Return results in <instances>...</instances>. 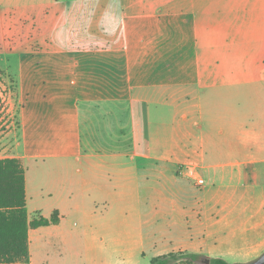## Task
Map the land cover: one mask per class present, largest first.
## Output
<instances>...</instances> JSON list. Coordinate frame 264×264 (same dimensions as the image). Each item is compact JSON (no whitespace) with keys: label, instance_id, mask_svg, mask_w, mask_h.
I'll use <instances>...</instances> for the list:
<instances>
[{"label":"crops","instance_id":"1","mask_svg":"<svg viewBox=\"0 0 264 264\" xmlns=\"http://www.w3.org/2000/svg\"><path fill=\"white\" fill-rule=\"evenodd\" d=\"M66 1L45 4L67 20L59 11ZM75 1L85 17L69 28L81 37L77 51L37 60L48 75L37 83L51 82L32 94L47 108L27 114L16 87L23 107L8 145L16 153L0 156L26 167L29 221L59 214L56 224L29 228V264H69L60 245L68 227L83 222L91 227L88 244L110 248L87 252V264H117L119 243L127 245L129 264L179 250L232 262L259 257L264 0H130L123 11L119 0ZM97 6L103 20L93 17ZM151 31L162 37L161 53L173 46L174 60L154 64L156 48L142 49L144 38L86 46L95 37ZM54 102L63 108L52 111ZM5 144L1 137L0 149ZM27 158L37 166L28 167ZM41 170L46 178L30 184L29 174Z\"/></svg>","mask_w":264,"mask_h":264},{"label":"rangeland","instance_id":"2","mask_svg":"<svg viewBox=\"0 0 264 264\" xmlns=\"http://www.w3.org/2000/svg\"><path fill=\"white\" fill-rule=\"evenodd\" d=\"M124 1L130 0H119L121 8L118 10L123 11L122 4ZM66 3V8L63 10L60 6L62 9L59 10L60 16L62 14L66 16L67 20H63L62 18H56V14L53 12L55 9H52L51 5L45 4V0H0V72L8 81H11L9 82L12 83L15 92L13 100L15 123L11 128L7 129L2 126L0 121V138L5 137L6 142L3 148L0 149V156L2 157L16 153L12 147L8 146L12 142V138L14 139V131L18 126V114L23 107L17 96L16 87H18L17 90L20 97L27 102V114L33 109L47 108L46 103L38 102L36 95L32 94L39 89L47 88L51 82V78H49L47 84L37 83L48 76L44 69L38 68L41 63L37 60H46L44 55L47 53L51 62L60 61L59 59L65 60L60 54H64V52L76 53L77 51L76 48H78L77 45H79L81 37L69 32V28L73 25L78 26L80 23H84L85 17H81L75 0H67ZM91 3L93 4L94 1H91ZM97 8H99V11L93 17L103 20L102 11L99 6ZM72 15L75 17L72 18ZM88 16V18L92 17L90 14ZM94 24L97 25V23ZM152 32L154 31H151V34L137 35L135 38L95 37L88 40L86 46L97 48L104 44L109 46L133 45L135 43L139 44V41L144 38L146 41L145 43H140L141 48L148 50H152L153 47L156 48L154 54H152L154 55L152 59L149 58L154 64L158 65L164 63L165 60H174L173 46L170 49L168 48L164 54L161 53L162 37L161 41H159L156 33ZM150 40H154V42L151 44L149 43ZM48 50L49 52H46ZM219 107L223 109L222 102L219 103ZM59 108L62 109V105L59 106L58 102H54V107L51 109L55 112ZM74 109L75 106L72 105L66 109V112H71ZM38 162L39 164H45L41 159ZM25 164L32 168V165L37 166V161L27 158ZM43 177L46 178L44 170H41L37 175L33 174L32 176L29 174L30 184L32 182L35 184L37 181L40 184L45 179ZM70 216L74 217L73 214ZM77 217H79V214ZM86 230L87 233L85 232ZM89 230L91 231V227L85 226L84 222L79 227H68L67 241L63 242L60 248L64 250V254H68L67 260L69 264H87L85 258L87 252L91 254L109 253L110 248L105 245L98 244L94 246L88 244L90 239ZM113 255L117 264H129L125 262L128 257L126 244L119 243L113 246ZM228 260L232 262L236 259L228 258Z\"/></svg>","mask_w":264,"mask_h":264},{"label":"trees","instance_id":"3","mask_svg":"<svg viewBox=\"0 0 264 264\" xmlns=\"http://www.w3.org/2000/svg\"><path fill=\"white\" fill-rule=\"evenodd\" d=\"M25 168L18 158H0V264H29L28 231L59 222L58 211L50 218L40 216L29 221L26 212ZM247 264L230 262L189 250L154 256L151 264Z\"/></svg>","mask_w":264,"mask_h":264},{"label":"built area","instance_id":"4","mask_svg":"<svg viewBox=\"0 0 264 264\" xmlns=\"http://www.w3.org/2000/svg\"><path fill=\"white\" fill-rule=\"evenodd\" d=\"M10 81V80H9ZM7 78L0 72V121L2 126L7 129L11 128L15 123L14 115V88ZM205 180L203 178L198 179V184L203 185Z\"/></svg>","mask_w":264,"mask_h":264},{"label":"water","instance_id":"5","mask_svg":"<svg viewBox=\"0 0 264 264\" xmlns=\"http://www.w3.org/2000/svg\"><path fill=\"white\" fill-rule=\"evenodd\" d=\"M206 262L207 264H210L209 260H207ZM247 264H264V252L259 257L248 262Z\"/></svg>","mask_w":264,"mask_h":264}]
</instances>
